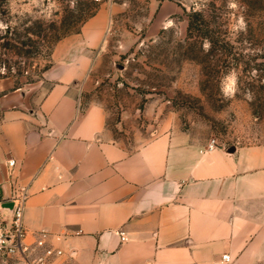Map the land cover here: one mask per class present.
Returning a JSON list of instances; mask_svg holds the SVG:
<instances>
[{
	"label": "crops",
	"instance_id": "0c3cea01",
	"mask_svg": "<svg viewBox=\"0 0 264 264\" xmlns=\"http://www.w3.org/2000/svg\"><path fill=\"white\" fill-rule=\"evenodd\" d=\"M91 62L87 48L56 60L37 103L0 96V198L29 188L27 240L45 232L63 250L50 264H264V145L208 150L166 132L129 149L84 102Z\"/></svg>",
	"mask_w": 264,
	"mask_h": 264
},
{
	"label": "rangeland",
	"instance_id": "374dc122",
	"mask_svg": "<svg viewBox=\"0 0 264 264\" xmlns=\"http://www.w3.org/2000/svg\"><path fill=\"white\" fill-rule=\"evenodd\" d=\"M86 48L84 102L129 149L166 132L264 145V0H0V96L39 102Z\"/></svg>",
	"mask_w": 264,
	"mask_h": 264
},
{
	"label": "built area",
	"instance_id": "2783aa9c",
	"mask_svg": "<svg viewBox=\"0 0 264 264\" xmlns=\"http://www.w3.org/2000/svg\"><path fill=\"white\" fill-rule=\"evenodd\" d=\"M219 145L215 139L207 144L208 150ZM14 167L15 160L9 161ZM12 177V169L9 174ZM30 192L27 186H17L12 189L8 200L0 198V256L19 257L28 264H50L63 254V250L47 244L46 233L42 232L34 242L27 240L28 231L25 226V209ZM11 203V207L5 205ZM122 240L126 239L121 232ZM223 264H231V256H222Z\"/></svg>",
	"mask_w": 264,
	"mask_h": 264
},
{
	"label": "water",
	"instance_id": "95a60500",
	"mask_svg": "<svg viewBox=\"0 0 264 264\" xmlns=\"http://www.w3.org/2000/svg\"><path fill=\"white\" fill-rule=\"evenodd\" d=\"M11 205H12L11 203H8V204H6L5 206H6V207H11Z\"/></svg>",
	"mask_w": 264,
	"mask_h": 264
}]
</instances>
